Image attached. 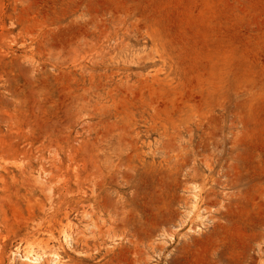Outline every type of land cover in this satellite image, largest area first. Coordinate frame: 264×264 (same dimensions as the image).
<instances>
[{
  "label": "rangeland",
  "instance_id": "obj_1",
  "mask_svg": "<svg viewBox=\"0 0 264 264\" xmlns=\"http://www.w3.org/2000/svg\"><path fill=\"white\" fill-rule=\"evenodd\" d=\"M27 245L264 264V0H0V264Z\"/></svg>",
  "mask_w": 264,
  "mask_h": 264
},
{
  "label": "bare ground",
  "instance_id": "obj_2",
  "mask_svg": "<svg viewBox=\"0 0 264 264\" xmlns=\"http://www.w3.org/2000/svg\"><path fill=\"white\" fill-rule=\"evenodd\" d=\"M61 238L63 239L66 245L71 244V238L67 233V228L61 231ZM21 256V259L30 263H37L43 256L47 257L48 264H60L61 257L56 251L50 252L48 255L43 249H35L32 245H27L22 250V254H19L18 251L15 253V257ZM15 259V258H14Z\"/></svg>",
  "mask_w": 264,
  "mask_h": 264
}]
</instances>
